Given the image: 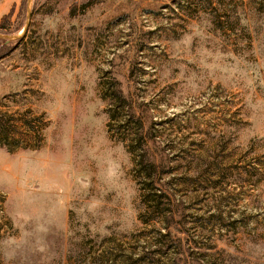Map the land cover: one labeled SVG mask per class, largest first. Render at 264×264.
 <instances>
[{
    "label": "rangeland",
    "instance_id": "374dc122",
    "mask_svg": "<svg viewBox=\"0 0 264 264\" xmlns=\"http://www.w3.org/2000/svg\"><path fill=\"white\" fill-rule=\"evenodd\" d=\"M0 114V264H264V0H21Z\"/></svg>",
    "mask_w": 264,
    "mask_h": 264
},
{
    "label": "trees",
    "instance_id": "16d2710c",
    "mask_svg": "<svg viewBox=\"0 0 264 264\" xmlns=\"http://www.w3.org/2000/svg\"><path fill=\"white\" fill-rule=\"evenodd\" d=\"M110 99L112 102L115 103L117 108H120L124 111L127 108L125 115H129L128 109L130 106L124 105L126 104L125 96L122 92L117 91L110 95ZM128 106V107H127ZM128 123V121H125ZM13 120L11 117L6 118L2 114H0V136L3 139H0V146L6 148L7 152H12L13 150L9 147L8 143V133L10 130H13L14 127L12 126ZM33 122H25V125L30 129L32 127ZM138 124L142 125L141 122L138 120ZM35 135V133H33ZM140 137H134L133 140H143L146 141V137L142 134L139 135ZM138 159L136 161V173L137 177L141 180V190L144 193L142 195V203L145 208L151 212H164L165 210L159 211V206L161 205V201L164 198L168 199V194L165 191H162L159 185V171L158 166L154 163V161L147 162L145 158V154L142 152L140 155L137 156Z\"/></svg>",
    "mask_w": 264,
    "mask_h": 264
},
{
    "label": "crops",
    "instance_id": "0c3cea01",
    "mask_svg": "<svg viewBox=\"0 0 264 264\" xmlns=\"http://www.w3.org/2000/svg\"><path fill=\"white\" fill-rule=\"evenodd\" d=\"M21 0H0V20L12 13V17L16 15Z\"/></svg>",
    "mask_w": 264,
    "mask_h": 264
}]
</instances>
